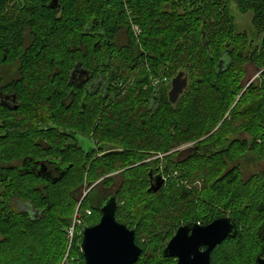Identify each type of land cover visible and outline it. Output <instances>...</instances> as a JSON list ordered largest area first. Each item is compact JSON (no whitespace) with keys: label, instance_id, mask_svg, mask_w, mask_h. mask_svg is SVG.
I'll return each instance as SVG.
<instances>
[{"label":"trees","instance_id":"16d2710c","mask_svg":"<svg viewBox=\"0 0 264 264\" xmlns=\"http://www.w3.org/2000/svg\"><path fill=\"white\" fill-rule=\"evenodd\" d=\"M234 7L253 14V38L237 31ZM121 33L126 43L119 42ZM16 58L24 79L10 90L18 94V111L24 116L16 118L0 105L4 121L67 117L64 74L76 62L93 73L109 72L116 79L112 89L126 84L123 99L118 95L124 89L109 108L115 117L102 126L108 107L102 103L89 130L106 141L103 146L118 151L96 159L80 148L76 157L68 148L64 151L68 158L72 155L77 186L89 189L102 178L80 205L85 217L87 211L95 212L104 191L119 183L116 217L136 228V242L144 249L135 264L173 262L162 250L175 229L189 222L209 223L228 211L238 231L213 250L211 263L219 254L238 255L248 248L254 251L252 264L264 256V171L244 175L249 153L264 154V0H0V65ZM247 62L262 70L261 80L243 90ZM182 71L190 81L178 100L171 103L169 86H163L157 90V109L147 110L139 91L147 85L150 96L155 79H171ZM5 131L0 126L2 145L14 137ZM239 132L254 136V144L238 138ZM189 143L186 150L173 151ZM4 156L0 149V160ZM151 171L167 178L156 193L146 185ZM8 177L0 162V264L77 263L73 249L79 251V242L75 239L68 251V231L81 188L41 192L20 178L17 188L26 190H1L2 184L9 187ZM179 179H198L201 185L188 187ZM34 180L38 178L29 177L30 186ZM20 201L41 212L34 216L21 210ZM176 204L182 206L175 209ZM158 216L162 227L152 224ZM154 230L162 232L153 235Z\"/></svg>","mask_w":264,"mask_h":264},{"label":"flooded vegetation","instance_id":"af4514ba","mask_svg":"<svg viewBox=\"0 0 264 264\" xmlns=\"http://www.w3.org/2000/svg\"><path fill=\"white\" fill-rule=\"evenodd\" d=\"M90 28L91 27L86 28L85 32H88ZM125 37H127L126 34H120V37L118 39L119 41H121L120 43L127 42L125 41ZM19 62L20 59L16 58L14 59L13 63L0 65V105L2 106V109L6 110V113L8 112V114H11L12 112L16 118L24 116L22 111H18L21 105L18 94L10 90L18 80L23 78V75L18 72L17 64H19ZM134 63H138L137 58L134 60ZM245 70L247 71V69ZM64 76H68L65 84H63V88L66 89V91L62 99V103L66 105V108L70 109L67 117L65 114H61L60 120L58 121H30L27 119H11L9 121H4L7 118L0 120V126H6L7 128L5 134L11 133L14 136L10 140V143L5 145H2L0 143V149L4 152V154L7 155L6 158L4 156L2 160L4 168L6 169V171H9L8 185L10 187L9 188L7 186V188H4L5 186L2 184L1 190L6 189L10 190L11 192L26 190L23 188H17V183L20 178H22L23 182L27 183L26 186L29 189L30 187H36L37 190L41 192H47L49 190H55L59 193L72 192L78 190V188H81V191H84L86 185L83 184L77 186L78 179L76 176V172L71 171L73 168V162L71 161L72 155L68 158L64 150L68 148V151H70L73 156L75 155L74 157H76V154H78V149L80 148L82 150H85L87 156H90L92 154L95 159L108 152L118 151V148H111L110 146L106 145L103 146L104 143H100L99 140H95L94 133L90 132L89 130H92V128L94 127V115L99 111V109L97 110L96 108L102 103L105 104L106 107H111L113 103L116 102L115 100L117 94L122 89H124V86L126 84L120 82L119 85L121 86V88L112 89V87L116 86V79H111L109 72L93 73L87 68H82L78 62H76L75 65L71 68L69 75L64 74ZM176 76L172 77L171 79H168V77H166L162 79V81L159 79H155L153 90L151 91L150 96L148 94L149 90L147 85L144 86L143 90H141L142 92L139 91V94L141 93L145 95L143 99L144 105L147 110L154 111L157 109L158 103L160 102L158 101L157 90L160 87L162 88L163 86H169V90L167 92V96L169 97V92L172 89V81ZM59 77H63V75L60 74ZM250 82L252 83V81ZM251 83L245 86L248 87L251 85ZM23 84L25 86L28 85V83L25 82H23ZM125 93L126 90L124 89L122 91V94L120 96L118 95L119 99L121 97L123 99ZM170 102L175 103L171 100ZM112 110L113 109L107 108V111L105 113V116L107 118L115 117V114H113ZM0 117H3L2 114H0ZM99 124L101 125V123ZM105 124H107V122ZM36 129L37 131H35ZM78 130L80 131L78 132ZM31 135L33 139L30 138ZM237 137L241 140L246 139L248 141L247 144H254V136H252L251 134L249 135L244 132H239ZM258 142H260V140H258ZM177 150H180V148L173 151ZM163 155L164 154H160L157 157H163ZM9 160H11V162H9ZM64 160L67 161L64 162ZM153 174L158 175L160 173L154 172ZM29 177L38 178V180H34L35 184L33 186H30L28 183ZM101 181L102 180L95 182L90 188L93 189V187H95ZM149 184L151 185L150 176ZM91 189H88L82 200H84L85 196ZM104 195L105 197H103ZM111 196H115L117 198L115 194L106 193L101 195V197L99 198L100 204L95 205V215L98 220L90 222L91 224L84 223V225H81V232L76 231V228L78 226L76 222L74 223L73 221L74 231L71 236L68 235L69 239H71L72 241L68 251L71 250V246L73 245L74 240L77 239L80 249L79 251H77V249L74 248L73 251L76 255H78V264H81L83 262L85 264L84 256L81 252L83 229L88 226H93L100 221V208ZM20 202H23L25 204H32L31 202L26 201ZM80 207L81 206L79 205L77 209H80ZM28 212L36 216L41 211L39 209H35L32 206V209ZM82 256L83 259H81ZM171 259L173 260V263H177V258L172 257Z\"/></svg>","mask_w":264,"mask_h":264},{"label":"water","instance_id":"95a60500","mask_svg":"<svg viewBox=\"0 0 264 264\" xmlns=\"http://www.w3.org/2000/svg\"><path fill=\"white\" fill-rule=\"evenodd\" d=\"M58 0H52L57 3ZM179 72L172 81L169 97L176 102L188 86V78ZM155 179V181H154ZM149 192L160 191L163 175L150 172ZM118 201L111 196L100 208V221L83 229L81 252L85 264H135L143 254L136 242V229L120 222L116 217ZM236 221L231 216L218 217L209 223L189 222L180 225L163 249L166 258H177L176 264H211L213 250L229 237L237 234ZM257 264H264V256H258Z\"/></svg>","mask_w":264,"mask_h":264},{"label":"rangeland","instance_id":"374dc122","mask_svg":"<svg viewBox=\"0 0 264 264\" xmlns=\"http://www.w3.org/2000/svg\"><path fill=\"white\" fill-rule=\"evenodd\" d=\"M14 1H18V0H14ZM233 14L236 17V29H237V31L238 32H246V33H248L250 35L251 38H253L254 37V29H253V25H252L253 14L251 12H249L247 14H241L235 7L233 8ZM119 42H121V41H119ZM244 68L247 69V71H246L245 79H243V81H242V83H243L242 85H244V86L246 85L247 86V84L251 83L250 81H252L251 84L260 82V80H261V71L262 70H260V68L257 65H255V64H253L251 62H249V63L247 62L244 65ZM184 75L187 77L186 74H184ZM188 80L190 81V77H188ZM246 86H245V88L243 90H245L247 88ZM238 99L239 98H237V100ZM237 100H236V102H237ZM107 108H110V107H107ZM108 119L109 118H107L106 116L103 117V119H102V126L103 127L106 125L105 121L108 120ZM92 133H94V132L92 131ZM94 135H95V133H94ZM95 140H99L100 143H104V144L106 143V141H101L100 140L99 134H97V138L95 137ZM190 146H192V143H189V145H186V147L185 146L181 147L180 150L184 151ZM183 155H181V157ZM160 158H163V157H160ZM150 159H152V158H150ZM0 162H3V160L1 159ZM9 162H11V160H9ZM245 162H246L245 165H244L245 166L244 167V175L245 176L250 175L253 172H263L264 171V154H261V153H249V155L245 158ZM116 174H118V173H116ZM116 174H113V176L116 175ZM163 176L165 178V184H166L167 183V178L165 177L166 175L163 174ZM100 180H98V181H100ZM178 183L186 184L188 187H192V186L193 187H199L201 185V184H199L200 182H199L198 179L193 181V182H189V181L187 182L184 179H179ZM165 184H164V186H165ZM146 185H148L150 187L149 179H148V182H146ZM100 186L101 185H98L96 187V189H98L99 192L100 191H104V189L102 187H100ZM118 187H119V183L115 182L114 184H112L110 186V189L108 190V192L104 191L105 192L104 194H106V193L107 194L108 193L109 194H114V192L118 190ZM89 189H91V188H89ZM87 191H88V189L85 188L84 191H82L81 195H79V199H78L79 202H78L77 207L79 205H81V203L83 201L82 199H83V197H84V195H85V193ZM117 199H118V201H120L121 197L120 198L118 197ZM18 206H19V208L21 210L26 211V212L30 211L32 209V205L31 204H25L23 202H18ZM181 206H182V204H176V208L175 209H178ZM77 207H76V211H77L76 214L77 215H75V217H74V223L76 222V224L78 226L77 230L79 232H81V230H82V226L81 225H84V223L88 224L90 222H93L94 220L97 219V217L95 215L96 213L93 212V214H91V211H87L88 215L85 217L82 212H79V208L77 209ZM83 210L84 209L82 208L81 211H83ZM227 213H228L227 216H231L229 211ZM35 214H36V212H35ZM77 220H78V222H77ZM163 222H164L163 218L161 216H158V217H156L155 222H153L152 224L162 227L163 226ZM151 227H153V226H151ZM161 230H163V229H161ZM176 230L177 229H175L174 232H176ZM73 231H74V226H72L69 229L68 235L71 236L73 234ZM79 232H78V234H79ZM154 232H153V235L159 234L162 231L154 230ZM69 240H70V242H69V247H70V244L72 243V241H71V239H69ZM169 240H170V237L167 238L164 246H166V244L169 242ZM144 241H145L144 239L141 240V242H143V243H144ZM156 243H158V240L156 242H154V245ZM249 246H251V245H249ZM155 254H156V256H159V250H157L155 252ZM253 254H254V251L249 250V248L248 249H243L242 253H240L238 255H236V253H234V252H232V253L231 252H225V253L219 254V256L216 257L215 264H245V263L252 264L250 262V260L252 261L251 258L254 256ZM65 260H66V258L64 259V261ZM77 262H78V259H77ZM166 263L175 264V262L174 263L172 261L170 262V260H166L165 264ZM63 264H78V263H75L74 260H71V261H68V262L65 261V262H63Z\"/></svg>","mask_w":264,"mask_h":264},{"label":"built area","instance_id":"2783aa9c","mask_svg":"<svg viewBox=\"0 0 264 264\" xmlns=\"http://www.w3.org/2000/svg\"><path fill=\"white\" fill-rule=\"evenodd\" d=\"M135 31H136L137 34H139V30H138L137 27H135ZM77 221H78V220H77Z\"/></svg>","mask_w":264,"mask_h":264}]
</instances>
